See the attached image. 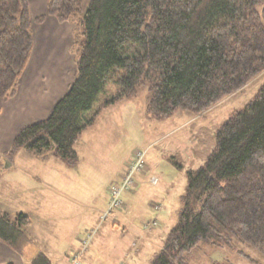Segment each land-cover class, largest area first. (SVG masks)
Listing matches in <instances>:
<instances>
[{"label": "trees", "instance_id": "trees-1", "mask_svg": "<svg viewBox=\"0 0 264 264\" xmlns=\"http://www.w3.org/2000/svg\"><path fill=\"white\" fill-rule=\"evenodd\" d=\"M47 3V14L74 24L76 72L51 114L19 130L6 155L11 159L26 149L75 164V144L101 110L136 97L142 86L151 94L147 113L164 120L178 110L203 112L264 71V0ZM45 17L32 18L29 0H0V97L17 94L34 49V24ZM187 179L178 222L151 264H188L200 243L249 245L264 256V84L219 127L214 149ZM30 225L27 214L0 208V240L20 254L33 241ZM31 264L53 262L39 251Z\"/></svg>", "mask_w": 264, "mask_h": 264}, {"label": "rangeland", "instance_id": "rangeland-1", "mask_svg": "<svg viewBox=\"0 0 264 264\" xmlns=\"http://www.w3.org/2000/svg\"><path fill=\"white\" fill-rule=\"evenodd\" d=\"M34 9L37 16L33 19L47 15V0H35ZM46 18L39 24H45ZM74 30L73 27V34ZM63 39L64 43L58 42L59 48L53 42L48 59L56 61V66L64 70L66 60L71 58H67V39ZM72 52L76 63L74 40ZM75 63L73 69L76 71ZM263 84L264 71L203 112L178 110L164 120L147 113V99L151 94L149 86H142L136 97L102 110L96 124L81 137L83 145L81 142L75 144L79 156L75 164L53 154L37 157L26 149H19L14 155L18 164L35 163L44 176L46 170L53 169L47 178L53 182L50 185L53 189L47 193L49 209L41 214L38 210L35 213V202H30L25 194L13 197L15 206L30 213L35 234L57 236L58 245L68 252V264L73 263L71 257L83 252L84 245L79 249L82 240L90 233L88 231L93 230L91 227L97 226L99 230L94 229L97 231L81 257V264H89V261L125 264L135 255L132 240L147 232L150 233L135 255V264H151L164 247L167 233L178 222L188 184V170L203 165L215 147L219 127L236 111L243 109ZM108 89L113 93L117 86L110 83ZM138 150L145 152V168L135 175L133 186L124 192L123 206L104 218L111 187L120 182L127 171L126 166ZM154 177L158 178L157 184ZM16 189L21 192L19 187ZM45 198L43 195V205ZM115 214L121 215V220ZM154 221L157 223L152 225ZM117 222L127 229L119 228ZM37 244L35 240L28 249L36 248ZM241 250L253 261L243 256ZM187 259L188 264H255L254 261L264 264V256L244 244L223 249L200 243L187 254Z\"/></svg>", "mask_w": 264, "mask_h": 264}, {"label": "crops", "instance_id": "crops-1", "mask_svg": "<svg viewBox=\"0 0 264 264\" xmlns=\"http://www.w3.org/2000/svg\"><path fill=\"white\" fill-rule=\"evenodd\" d=\"M34 4L35 0H29L30 12L33 18L37 16ZM46 17L45 24H34V49L28 67L21 78L17 94L10 99L0 97V208L9 212L11 215L23 212L30 217L29 212L15 206L16 201H14L13 197H23L24 194L30 202H35V213L38 210L41 214L43 210L47 211L49 209L47 193L49 190L53 189V186H50L53 182L47 178L50 176V171H53V169L46 170V175L44 176L43 173L42 175L39 173V169L35 163L31 165H20L16 162L15 156L11 159L6 155L12 146L14 138L23 126L43 120L51 114L55 104L68 92L76 72L73 69V63H75V56L72 52L74 40L73 24L71 22H60L49 14H47ZM63 37L67 39V58H71L69 59L70 61L66 60L64 70L56 66V64H58L56 61L48 59L49 51L54 47L53 42L55 41V46L59 48L58 42H62L64 40ZM72 69L74 71H72ZM70 72L71 75L69 74ZM110 107L111 106L105 108V110L110 109ZM102 110L99 116L102 114ZM97 120L98 118L96 122ZM87 129L85 130L86 132ZM85 131L81 134L80 138L83 137ZM82 141L81 138V140L77 141V145L81 144ZM153 181L156 184L159 182L157 177H154ZM8 186L10 187L8 188ZM18 187L21 192L17 191L16 188ZM43 195L46 197L44 205L42 203ZM38 203H40V205H37ZM116 216L115 214V217ZM117 217L121 220L122 216L118 214ZM30 219L31 225L28 231L33 239L30 244L35 243V240H37L39 244H37L36 248L28 249L27 247L24 254H20L0 240V264H5L8 261H14L15 264H31L33 256L39 251L47 253L53 264H68L69 261L66 259V257H68V252L65 250V247H60L58 245L57 236L52 237L50 233L35 234V226L31 217ZM117 226L120 228L122 225L117 222ZM150 227L153 226L150 225ZM150 227L146 229H150ZM122 228L127 229V227L124 226H122ZM90 229L99 230V226L91 227ZM148 233L150 232L141 233L132 240L131 245L134 248L135 255L137 251L141 249L142 242ZM82 245L81 242L79 249H81ZM78 246L79 245H77V247ZM86 248L87 247L83 249L82 255ZM27 250L29 253H27ZM135 255H133L132 260H129L125 264H135ZM89 264L103 263L102 261H89ZM108 264H113V262L109 261Z\"/></svg>", "mask_w": 264, "mask_h": 264}, {"label": "built area", "instance_id": "built-area-1", "mask_svg": "<svg viewBox=\"0 0 264 264\" xmlns=\"http://www.w3.org/2000/svg\"><path fill=\"white\" fill-rule=\"evenodd\" d=\"M145 168V152L143 150H138L135 152L132 160L129 162L127 166V171L122 176L119 183L112 185L110 191V201L107 211L104 213L103 217L107 218L109 214H111L116 208L123 206L122 196L125 191L129 190L135 180V175L142 171ZM157 222L154 221L152 225H155ZM87 237L82 241L83 245L87 247L94 237L96 231L91 230ZM81 255L82 252L76 253L72 257V261L74 264H81Z\"/></svg>", "mask_w": 264, "mask_h": 264}]
</instances>
